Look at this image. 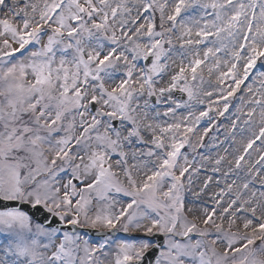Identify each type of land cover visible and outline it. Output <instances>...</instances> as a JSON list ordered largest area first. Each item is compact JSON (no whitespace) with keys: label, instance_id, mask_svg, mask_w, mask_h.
I'll use <instances>...</instances> for the list:
<instances>
[{"label":"snow or ice","instance_id":"obj_1","mask_svg":"<svg viewBox=\"0 0 264 264\" xmlns=\"http://www.w3.org/2000/svg\"><path fill=\"white\" fill-rule=\"evenodd\" d=\"M0 264H264V0H0Z\"/></svg>","mask_w":264,"mask_h":264},{"label":"rangeland","instance_id":"obj_2","mask_svg":"<svg viewBox=\"0 0 264 264\" xmlns=\"http://www.w3.org/2000/svg\"><path fill=\"white\" fill-rule=\"evenodd\" d=\"M221 120L223 121V118H221ZM224 123H227V121H223ZM221 139H223V136L221 135V137H220ZM206 142H207V140H206ZM231 144V141H227L225 144H224V147H229V145ZM233 149L232 148H229V151H232ZM184 151H188L187 149H185ZM199 151V153H205V152H208V153H210L211 155H216V150L215 149H200V150H198ZM221 152H222V149H221ZM189 155H190V157L193 155L191 152H189L188 153ZM195 158L197 159V160H199V154H197L196 156H195ZM202 178V177H201ZM190 199H191V197H189ZM197 203H199V202H197Z\"/></svg>","mask_w":264,"mask_h":264}]
</instances>
